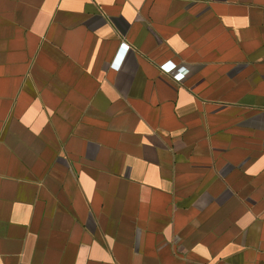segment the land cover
I'll list each match as a JSON object with an SVG mask.
<instances>
[{
    "label": "crops",
    "instance_id": "crops-1",
    "mask_svg": "<svg viewBox=\"0 0 264 264\" xmlns=\"http://www.w3.org/2000/svg\"><path fill=\"white\" fill-rule=\"evenodd\" d=\"M0 264H264V0H0Z\"/></svg>",
    "mask_w": 264,
    "mask_h": 264
}]
</instances>
